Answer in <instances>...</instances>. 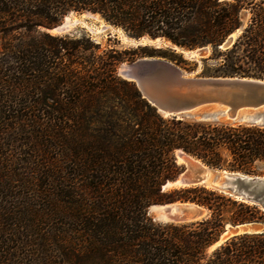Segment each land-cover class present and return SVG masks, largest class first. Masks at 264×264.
Masks as SVG:
<instances>
[{
  "label": "trees",
  "instance_id": "trees-1",
  "mask_svg": "<svg viewBox=\"0 0 264 264\" xmlns=\"http://www.w3.org/2000/svg\"><path fill=\"white\" fill-rule=\"evenodd\" d=\"M70 13L173 48L103 50L42 30ZM174 47L210 49L202 77L264 80V0H0V264H264V231L211 249L227 228L264 229L263 202L202 185L162 191L185 171L178 152L264 179V126L165 117L117 74L141 58L196 72ZM179 203L205 216H148Z\"/></svg>",
  "mask_w": 264,
  "mask_h": 264
},
{
  "label": "water",
  "instance_id": "water-1",
  "mask_svg": "<svg viewBox=\"0 0 264 264\" xmlns=\"http://www.w3.org/2000/svg\"><path fill=\"white\" fill-rule=\"evenodd\" d=\"M86 16H92L86 13ZM65 18L58 26L48 29L56 34H66L77 22ZM234 35L223 44L228 48L233 44ZM156 42L144 38L143 40ZM175 50L178 48L174 47ZM208 49L199 48L189 54L203 56ZM184 53V51H182ZM189 59H195L190 56ZM118 74L124 80L134 83L145 99L157 112L165 117L225 122L231 125L246 124L264 126V80L253 78H215L193 76L165 59L141 58L120 65ZM185 164V171L169 186H209L239 199L264 204V179H253L239 174L210 169L204 164L178 152ZM165 208L161 211L160 208ZM154 222L163 224H186L201 220L204 212L192 204L153 205L148 208V216ZM264 229L258 224H246L226 229L224 242L237 235L257 234ZM223 237H221L222 239ZM221 239L219 242H221ZM218 242V243H219ZM216 243V244H218Z\"/></svg>",
  "mask_w": 264,
  "mask_h": 264
},
{
  "label": "rangeland",
  "instance_id": "rangeland-1",
  "mask_svg": "<svg viewBox=\"0 0 264 264\" xmlns=\"http://www.w3.org/2000/svg\"><path fill=\"white\" fill-rule=\"evenodd\" d=\"M85 14L86 13H82V14L70 13L69 15L64 17V19L68 18L71 22H77L78 21V24L75 27H73L70 32H68L66 34H56L55 32H49L48 29H42V30L51 34V35H54V36H64V35H68V34H70V35L86 34V35L90 36L93 41L100 44L101 48L103 50L114 49L116 51L121 52V51H127V50H131V49H135L137 47H145V46L152 47L154 49H161V50H167L168 48H173L169 42H167L163 39H156V41L159 40L160 43H156V42L149 43V42H144V40H143L144 38H147V37H144L140 40H135V39L129 38L121 29L114 28V27L108 25L107 23H105L104 20H102L99 15L93 14L92 16H86ZM147 39H150V38H147ZM234 39H235V37H234ZM182 51L188 52L187 50H179L178 49V50H176V53L181 54L183 59L188 61V63H190L189 67H193V64H192L193 61H197L199 63L197 66V71L192 73V77L193 76H200L201 67H202L201 66V60L207 59L210 56V49H208V51L205 52L203 54V56H201V57L195 56V59L187 58V56L184 55V53H182ZM128 63L129 62H123L120 65L128 64ZM120 65L117 67V74H118V69H119ZM118 76H119V74H118ZM178 161H179V163L184 164L182 162V160L178 159ZM171 188H174V186L167 188V190L171 189ZM204 216H205V213H204ZM149 217L153 219V215H150ZM156 223L163 224L162 222H156ZM33 248L37 249L36 247H33Z\"/></svg>",
  "mask_w": 264,
  "mask_h": 264
},
{
  "label": "bare ground",
  "instance_id": "bare-ground-1",
  "mask_svg": "<svg viewBox=\"0 0 264 264\" xmlns=\"http://www.w3.org/2000/svg\"><path fill=\"white\" fill-rule=\"evenodd\" d=\"M69 22H71L69 19H67ZM144 42H149V43H152L151 41H148V40H144ZM156 43H160V41L159 40H157L156 41ZM184 55H186L187 56V58H189L190 56H192V57H195L196 56V53H192V54H189L188 52H184ZM185 56V57H186ZM180 160H182L181 158H179ZM174 186V185H173ZM169 187H171V186H169ZM174 187H176V186H174ZM209 187V186H208ZM160 210L161 211H165V208H160ZM227 238V236H223V238L221 239V242L220 243H222L225 239ZM220 243H218V244H216L215 245V247H218V245H220ZM215 247L214 248H212V249H215Z\"/></svg>",
  "mask_w": 264,
  "mask_h": 264
}]
</instances>
